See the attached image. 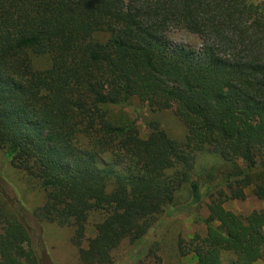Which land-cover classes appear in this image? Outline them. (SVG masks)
<instances>
[{
  "label": "trees",
  "instance_id": "trees-1",
  "mask_svg": "<svg viewBox=\"0 0 264 264\" xmlns=\"http://www.w3.org/2000/svg\"><path fill=\"white\" fill-rule=\"evenodd\" d=\"M171 109L182 139L157 117ZM0 150L21 185H0V264H45L27 214L71 228L81 264H112L200 207L205 231L179 236L177 258L256 264L264 209L225 204L264 201V2L0 0Z\"/></svg>",
  "mask_w": 264,
  "mask_h": 264
},
{
  "label": "rangeland",
  "instance_id": "rangeland-1",
  "mask_svg": "<svg viewBox=\"0 0 264 264\" xmlns=\"http://www.w3.org/2000/svg\"><path fill=\"white\" fill-rule=\"evenodd\" d=\"M254 3H263L264 0H249ZM173 38L176 41L183 42L188 45L198 44L197 38L188 36L185 33L175 31ZM120 109V107H116ZM128 112L132 115L141 116L147 119L150 113L147 107L134 104L127 108ZM174 109L167 112L158 113L157 117L161 120L163 127L167 133L176 139H182L185 135L184 125L173 114ZM142 134L145 136L148 133V128L145 124L141 125ZM213 155H204L201 162L212 164L215 162ZM5 154L0 150V185L3 186L7 192L16 197L14 188L21 186L18 177L9 162H7ZM9 175V183L5 179V175ZM15 187H14V186ZM248 197L243 201L231 200L225 204V207L236 213L247 214L251 211L264 209V201L258 200L248 189ZM39 198V197H38ZM24 202L23 198H21ZM40 199L34 196H27L26 202L30 204L38 203ZM207 216V211L200 207L192 210H185L180 213H175L172 217H166L161 225L152 231L146 237L144 242L135 245H130L125 241L115 252L114 261L112 264H153L155 256L149 255L148 250L154 245L155 242L160 243V249L157 251L164 264H193L195 259L193 256L186 258H177V253L174 250L175 244L179 236H184L187 240L196 232L205 231V225L202 223L201 218ZM27 220L33 228V237L35 246H38V252L45 264H81L78 256V249L71 243L72 229L68 227H60L55 224H39L30 214H27ZM256 264H264V258Z\"/></svg>",
  "mask_w": 264,
  "mask_h": 264
}]
</instances>
